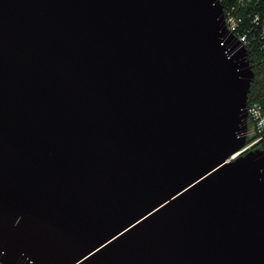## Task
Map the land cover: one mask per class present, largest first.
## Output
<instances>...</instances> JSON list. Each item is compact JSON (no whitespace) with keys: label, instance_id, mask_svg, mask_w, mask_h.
<instances>
[{"label":"water","instance_id":"water-1","mask_svg":"<svg viewBox=\"0 0 264 264\" xmlns=\"http://www.w3.org/2000/svg\"><path fill=\"white\" fill-rule=\"evenodd\" d=\"M254 78L220 0H0V261L264 264Z\"/></svg>","mask_w":264,"mask_h":264},{"label":"built area","instance_id":"built-area-1","mask_svg":"<svg viewBox=\"0 0 264 264\" xmlns=\"http://www.w3.org/2000/svg\"><path fill=\"white\" fill-rule=\"evenodd\" d=\"M251 0H241L239 5H228L224 9L225 22L228 29L239 39L240 43L249 51L259 49L264 53V0H257L252 11L241 12L249 5ZM221 4L222 1L220 0ZM224 8V7H223ZM258 9V11H257ZM249 125H253L246 146L234 154L231 160L241 154L258 149L257 146L264 141V108L254 101L247 103ZM0 264H4L0 261Z\"/></svg>","mask_w":264,"mask_h":264},{"label":"trees","instance_id":"trees-1","mask_svg":"<svg viewBox=\"0 0 264 264\" xmlns=\"http://www.w3.org/2000/svg\"><path fill=\"white\" fill-rule=\"evenodd\" d=\"M224 9L228 5H239L241 0H221ZM257 0H251L249 5L240 10L241 12H249L252 11L253 4L256 3ZM258 11V9H257ZM249 61L251 67L255 73V78L251 85V90L249 93V101H254L260 103L264 108V53L259 49L255 51H249ZM257 148L264 151V141L261 142Z\"/></svg>","mask_w":264,"mask_h":264},{"label":"rangeland","instance_id":"rangeland-1","mask_svg":"<svg viewBox=\"0 0 264 264\" xmlns=\"http://www.w3.org/2000/svg\"><path fill=\"white\" fill-rule=\"evenodd\" d=\"M253 130V125H251V128H250V131H252Z\"/></svg>","mask_w":264,"mask_h":264}]
</instances>
